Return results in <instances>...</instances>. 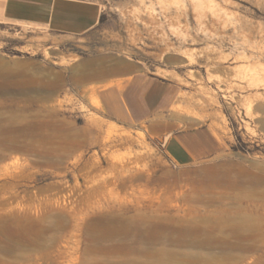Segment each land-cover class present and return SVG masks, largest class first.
I'll return each mask as SVG.
<instances>
[{"label":"rangeland","instance_id":"374dc122","mask_svg":"<svg viewBox=\"0 0 264 264\" xmlns=\"http://www.w3.org/2000/svg\"><path fill=\"white\" fill-rule=\"evenodd\" d=\"M93 1L82 37L0 21V264H264V0ZM129 59L177 87V128L218 130L220 159L176 166L106 116Z\"/></svg>","mask_w":264,"mask_h":264},{"label":"crops","instance_id":"0c3cea01","mask_svg":"<svg viewBox=\"0 0 264 264\" xmlns=\"http://www.w3.org/2000/svg\"><path fill=\"white\" fill-rule=\"evenodd\" d=\"M103 13L93 0H0V21L27 23L61 36L87 35L100 25ZM110 75L98 93L106 116L129 126L146 124L151 134L163 139L174 165H204L225 153L226 142L212 125L176 127L180 118L171 109L177 87L150 75L141 61H114Z\"/></svg>","mask_w":264,"mask_h":264},{"label":"bare ground","instance_id":"6f19581e","mask_svg":"<svg viewBox=\"0 0 264 264\" xmlns=\"http://www.w3.org/2000/svg\"><path fill=\"white\" fill-rule=\"evenodd\" d=\"M170 2V1H169ZM211 34V33H210ZM223 34V33H222ZM246 34H248V33H246ZM228 35V34H227ZM231 35V34H230ZM249 35V34H248ZM212 36V35H211ZM211 36H210V38H211ZM235 36V35H234ZM250 37V36H249ZM209 38V39H210ZM220 38V37H219ZM228 38V37H227ZM250 39V38H249ZM223 41H224V39H223ZM248 41V40H247ZM250 41V40H249ZM255 57V56H254ZM1 65H4L2 62L0 63ZM2 67V66H1ZM9 69V68H8ZM8 71V70H7ZM4 72V71H3ZM12 73V72H11ZM57 74V73H56ZM8 73H7V75H6V73L4 72V73H2V68H0V78H2V77H5L6 76V78H8ZM15 74H13L12 76H14ZM55 75V74H54ZM53 75V76H54ZM9 76H11V74L9 75ZM15 78V81H16V76H14ZM47 77V76H46ZM37 78V77H36ZM62 78H63V76L61 75V74H57L53 79L52 78H50V79H47L48 81H46V82H44V85L42 86L41 85V87H42V89H44L46 92H47V96H46V99H50V97H51V94H53V92L54 91H56L58 88H59V86H60V82L62 81ZM10 80L9 81H11V79H13V78H9ZM29 79V78H28ZM27 79V80H28ZM31 79V78H30ZM35 79V78H34ZM2 79H0V81H1ZM26 79H25V82L27 81ZM40 80H41V78H40ZM3 81V80H2ZM14 81V80H13ZM43 82V81H42ZM9 84V82H6L5 84ZM22 83H23V81H22ZM5 84H4V86H5ZM7 84V85H8ZM25 84V83H24ZM32 84V83H31ZM36 84V83H35ZM1 85V84H0ZM10 86L11 85H13L14 86V84L13 83H11V84H9ZM16 85V84H15ZM21 85V84H20ZM3 86V88H1L0 89V91H9V89H10V86H8L7 88H6V86L4 87ZM12 86V87H13ZM24 87V86H23ZM17 88V87H16ZM15 88V89H16ZM20 88V87H19ZM32 88H33V86H32ZM35 88V87H34ZM23 88L21 87V90H22ZM25 89H28V88H25ZM39 89V88H38ZM41 89V88H40ZM21 90H19V91H21ZM25 91V90H24ZM2 92V93H3ZM10 92V91H9ZM29 92V91H28ZM8 93V92H7ZM11 93V92H10ZM25 93V92H24ZM35 93H37V92H35ZM28 95V94H27ZM31 95V94H30ZM42 95V94H41ZM40 95V96H41ZM37 98H38V96H37ZM39 100V99H38ZM42 102V101H41ZM97 102L100 104V101L99 100H97ZM8 105V104H7ZM3 107H5V106H3ZM2 109V108H1ZM3 112H5V111H3ZM19 116V115H18ZM4 117V116H3ZM29 117V116H28ZM18 118V117H17ZM3 119V118H2ZM1 119V120H2ZM23 119V118H22ZM31 120V119H30ZM4 124V123H3ZM1 125V124H0ZM42 125V124H41ZM31 128V127H30ZM32 130V129H31ZM46 131V130H45ZM28 132H30V131H28ZM32 132V131H31ZM27 135V134H26ZM25 135V136H26ZM29 135V134H28ZM47 135V134H46ZM45 135V136H46ZM30 136V135H29ZM42 136V135H41ZM59 136V135H58ZM27 137V136H26ZM31 137V136H30ZM12 138V137H11ZM27 138H29V137H27ZM49 138V137H48ZM35 139V138H34ZM11 140V139H10ZM25 140V139H24ZM30 140H32V138L30 139ZM37 140V139H36ZM36 140H35V142H36ZM38 140H39V138H38ZM46 140H48V139H46ZM49 140H50V138H49ZM6 141V140H5ZM14 141H16V140H14ZM31 142V141H30ZM54 142H56V141H54ZM73 142V141H72ZM4 143V142H3ZM41 144V143H40ZM53 144V143H52ZM63 144V143H62ZM70 144V143H69ZM27 145V144H26ZM42 145H44V144H42ZM28 146H30L29 144L27 145V148H29ZM66 146V145H65ZM73 146V145H72ZM32 146H30V148H31ZM34 147V146H33ZM33 147H32V149H33ZM40 147V146H39ZM59 147H60V145H59ZM58 147V148H59ZM42 148V147H41ZM45 148V147H44ZM46 150H47V148H45ZM52 149H54V148H52ZM57 149V148H56ZM33 150H35V149H33ZM43 150V149H42ZM59 150V149H58ZM39 151L41 152V150L39 149ZM44 151V150H43ZM54 151V150H53ZM33 152V151H32ZM39 152V153H40ZM59 152V151H58ZM28 153V152H27ZM36 153V152H35ZM49 153H51V152H49ZM37 154V153H36ZM48 154V153H47ZM115 158V157H114ZM114 160V159H113ZM116 160V159H115ZM111 168V167H110ZM193 241V244H195V239L194 240H192ZM192 244V243H191Z\"/></svg>","mask_w":264,"mask_h":264}]
</instances>
